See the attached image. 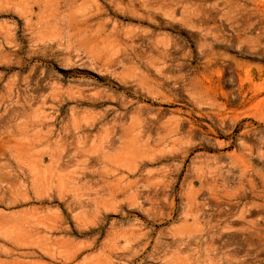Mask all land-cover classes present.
I'll return each mask as SVG.
<instances>
[{
  "label": "rangeland",
  "instance_id": "374dc122",
  "mask_svg": "<svg viewBox=\"0 0 264 264\" xmlns=\"http://www.w3.org/2000/svg\"><path fill=\"white\" fill-rule=\"evenodd\" d=\"M0 264H264V0H0Z\"/></svg>",
  "mask_w": 264,
  "mask_h": 264
}]
</instances>
